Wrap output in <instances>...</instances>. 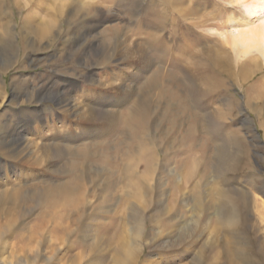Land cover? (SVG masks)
<instances>
[{
    "label": "rangeland",
    "instance_id": "374dc122",
    "mask_svg": "<svg viewBox=\"0 0 264 264\" xmlns=\"http://www.w3.org/2000/svg\"><path fill=\"white\" fill-rule=\"evenodd\" d=\"M15 1L4 0L5 7L0 6L3 12L0 23L9 27L8 34H0V128L4 129L11 120L15 122L17 117H21L22 114L25 119H28L27 117L30 119L31 114L43 112V118L38 120L36 124H31L29 133L26 135L28 139L30 138V141L36 139L35 141L39 142L38 144L40 145V142L51 141V138H57L54 137L57 134H54L53 130L61 129L60 127L63 124L72 122L75 118L73 112L66 111L65 115H63L56 103L50 100H40V97H30L32 90H35L34 92L36 93L41 89V85L48 75H51L48 78L54 75L57 80H68L76 86L70 92V95H72V102H70L72 111L74 107L76 109L85 108L84 104H86L88 106L99 107V109L101 107L103 110L110 111L108 115H113L114 113V117L118 116V118L122 116V112H128L130 108L139 103L137 101V88L142 86V84L144 85V82L155 70L159 69L163 74L174 73L171 66L172 63L176 64L178 68L180 67L182 73H186V75L191 73L190 76L192 77L193 75L196 78L199 89L204 95L207 94V106L203 109L201 107L200 109L196 108L194 102L189 101L190 99H183L182 91L177 92L182 98L180 107H177L175 102L171 105V101L166 98H162L158 104L152 105L151 111L157 116L153 115L154 117H150L146 130L147 133H145L144 137L147 141L143 142L148 148L157 150L153 154V156L155 155L154 159L156 162L151 165L149 176L144 178V171L138 161L137 154L134 155L135 161L130 162L126 160L124 162L126 171L123 172L124 180L120 182L116 180L118 177H121V174H118L121 168L120 162H118L119 164L114 163V166H110L108 162L105 163L102 159L98 161L97 158L95 164L88 165L87 167L90 170L87 168L85 171L84 183L86 186H84L85 189L83 190V198H85L83 207H81V210L78 209L76 211V215L68 213V217H65L66 220H63V226H66L69 220L67 231L70 233L67 235L60 234L63 244L55 243L53 251L46 248L47 245L53 242L52 238L48 236L45 241L46 246L41 247L42 249L37 253L39 257L33 258L35 259V264H74V259L76 262L78 257L79 259L75 264H118L116 259L123 256L122 248L124 247L123 242L125 237L122 234L123 232H127L128 229L135 227L133 214H135V217L137 215L140 220L144 219V224L139 220L140 228L143 225L141 231L142 238L136 239L137 244L142 245L140 258L143 259L146 256L148 264H154V262L156 264L157 260V264H172L169 262L170 256L172 257L177 254L172 246L177 233L174 230H176L177 225L180 223L188 222L190 224V218H192L190 211L192 203L190 204L188 200V207L185 206L184 198L188 195H185L186 193L183 194L184 196L178 194L177 187H183L186 192L191 189V185L195 179L194 177L190 179L188 175L193 170V167L190 165L193 164V161H197V158L201 157L200 149L203 144L206 141L211 142L215 137L216 141L218 139L221 141L223 139L225 141L226 139H233V142L237 144L238 148L234 149L238 151H233H235L234 154H237L240 167L234 176L235 180L233 183L225 186H231V190L234 188L233 190L244 192V198H247L250 210L253 212L257 210L255 215L251 216V213L244 217L245 221H247L244 231L250 241L251 248L255 249L257 242L264 238V223L259 219L261 214L259 206L260 204L264 205V63L262 59L257 58L259 55L253 52L246 57H240L235 50L222 43L223 39L219 35L220 32L211 28L208 31L198 29L203 19L197 18V21V19L181 17L176 12L175 6L166 5L164 0H61L65 4V15L58 22V26L56 25L53 29L50 38L37 44L33 37V29H39L42 22L47 21L52 13L55 14L56 4H58L56 1L58 0H17L19 5L14 6L13 3L15 4ZM195 1L203 0H193L194 3ZM211 1L213 4L217 1L225 7V12L221 14L220 19H212L213 23L232 20L240 21L243 19L245 11L239 3L236 5L234 0ZM134 3L137 5L132 8V4ZM20 4H23V6L20 7ZM38 5L41 6L38 7ZM33 6L34 8H32ZM211 6L214 7L213 5ZM8 9L10 10L8 11ZM204 9L205 13L201 14L207 15L208 13L207 16L211 17L210 9L207 7ZM233 12L237 13L236 16L240 15L234 17ZM152 15L162 16V19L160 18L162 21L158 26V30H156L157 34L161 36L160 40L162 42L160 45L162 48L160 47L157 53L150 51L148 54L154 59L153 63H149V59L145 58L139 64H129L134 55L128 56L125 60L121 52H115L114 49L116 48L111 49L108 55L104 56V51L101 50L103 44L109 42L110 44H114L117 38L116 35L125 31H127L128 35H131V30L136 27V23L134 27V22L141 21L142 17L153 20ZM7 22L8 24H6ZM68 26L70 32L67 36H64V31ZM151 32H153L152 29L147 30L141 37L145 38L147 33ZM22 35H28L31 41L30 47L24 50L21 49ZM74 37H79V42H71ZM210 48L216 52L219 60L218 66H215L217 71L212 68L214 65L211 63L208 54ZM254 59L258 61V64L255 61L257 64L254 63L255 67L251 64ZM5 61L11 62L12 65H8ZM204 65H207L213 74L211 78H208L210 74L207 71L203 74L207 79L202 77L201 68ZM138 68L140 69L139 71ZM134 73L138 74V77L141 75V77L138 80H132V74ZM182 73H176L179 83L185 82L183 79L185 75L182 78ZM163 82L167 84L165 79ZM105 84L107 86H114L112 90L106 89L102 92L104 86H106ZM63 89L68 90V87ZM98 89H101V92ZM86 91L90 94L94 91L97 96L101 95L103 99H110L109 105L103 107L100 104L94 105L95 100L93 99L85 100L83 96ZM118 91L126 92V97L119 106V103L116 102L118 97H121L120 95L118 96ZM201 102H203V105L206 103L205 100ZM19 113L22 114L19 115ZM153 118H156L155 121ZM37 127H40L41 134L45 133L44 136L50 133L53 134V137L46 136V138L40 137L38 139ZM173 127H175L176 131L172 130ZM168 131L173 132L170 134ZM95 139L92 138L94 140L92 143L102 142L100 137H96ZM189 139L193 142H190ZM90 141L91 139H85L80 142H74L75 146L71 143L69 145L71 150L67 151L61 159L62 162L59 161L61 163H58L60 168L57 163L54 167L47 168L48 172L50 171L53 174L50 172L49 174L46 173V179H49L51 183L63 181L64 175L69 172L68 168L72 170L73 166L71 165L81 159L79 157L81 153L76 150V147L83 142L91 143ZM220 143L218 142V144ZM109 145L111 154L115 155V152H113L114 143ZM72 146L75 148H72ZM189 148L192 150H190L189 154H185L184 151H188ZM207 151L206 153H208ZM26 157L29 156L26 154ZM18 161L14 162L5 157L4 152H0V190L10 188L9 185L5 184L6 178L9 181H13L16 178L17 174H15V171L17 170L16 165H18ZM55 167L59 170V173L58 170H55ZM4 172H8L9 177H5L3 175ZM110 172H113V176H110ZM30 174L26 176V181L22 185L24 189L28 185L39 183L41 180L36 175ZM202 175L204 178L202 180L203 185L206 186L202 185L200 187L203 211L197 222V226L191 233L192 242L186 240L183 246H181V248H193L188 252L189 255L187 254L182 258V263H190V260L194 259L193 257H195L200 246L204 242L213 240L216 235L229 236L226 232L225 234L222 233L223 231L219 227L218 229L216 227L214 230L211 224H205L204 222L207 217L206 207H204L206 199L204 189H222L220 187L222 186V179L216 178L213 170L207 169L206 172H202ZM106 177L112 181V185L110 183L109 188L104 183ZM135 177H139V179H134ZM87 178H90L89 182ZM132 180L139 181L137 188H140L141 197L139 196L138 199H134V195H132L136 193L131 186ZM215 182L217 183L215 184ZM144 185H148L153 191H142L141 188ZM154 188L156 191H154ZM173 197L176 198L175 207L171 212L166 214V207L169 209V205L173 206V203L170 201ZM137 201L144 207L140 206ZM120 206H126V208L124 207L126 211L124 212L125 209L123 207L122 209ZM129 211L131 212L130 214ZM119 215H122V217L120 218ZM76 216L79 217L77 224L74 221ZM137 217L136 219H138ZM24 221L27 222L28 220L25 219ZM170 227L173 228L170 229ZM115 229H118V231ZM159 233H162L161 238L158 237ZM105 235L108 238L110 237V239L104 237ZM117 235L118 237L120 235V238L124 237V240L121 239L122 241H120V239L114 238ZM11 238L12 236L9 237L7 235L1 239L0 264H10L11 260L15 264L32 262L33 259L29 256V253L24 255L19 252L18 254L20 255H18L13 251L15 248L11 246ZM195 240H197L198 246ZM114 241L115 243L112 244ZM5 242L8 247L5 245ZM131 243H133L132 240ZM117 245L119 250L122 249V251L120 250L121 253L119 250H116L118 248ZM9 246L12 248L14 254L11 253ZM242 247L244 249L245 245H242ZM176 249H179V247ZM90 253L92 256H90ZM9 254L12 256V259L10 256L8 257ZM115 254L119 255L114 257ZM16 255L19 257L17 258ZM2 260L3 262L6 260V262L3 263ZM194 261H198V259ZM136 264H141V262L138 263L137 261Z\"/></svg>",
    "mask_w": 264,
    "mask_h": 264
},
{
    "label": "bare ground",
    "instance_id": "6f19581e",
    "mask_svg": "<svg viewBox=\"0 0 264 264\" xmlns=\"http://www.w3.org/2000/svg\"><path fill=\"white\" fill-rule=\"evenodd\" d=\"M234 1L236 5H238L239 3L240 6L245 11L243 19H241L240 21L227 20L228 22L220 21V23H213L212 19L213 20L216 18L220 19L221 14L225 12V7L220 5L217 1L214 3L215 4L214 5L211 0L195 1V3L193 2V0H164L166 5H171V6L174 5L176 8L175 9L176 12L181 17H187V19L192 18L194 20H196L197 18L203 19V21L199 24L198 29L208 31L210 30L209 28H211L215 31L220 32L219 35L223 39L222 43L225 46L235 50L240 57H246L252 54L253 52H255L256 55H259V57L257 58L262 59L264 63V0H234ZM3 2L4 0H0V6L2 5L5 7V4ZM56 2L58 4H56L57 5L56 8L54 5L55 14L52 13L47 21L42 22L41 27L39 29L38 28L33 29L34 30L33 37L37 44L42 43L44 40L50 38L53 29L56 27V25L58 26V22L61 21L62 17L65 15V9H66L65 4L61 0H58ZM13 5L14 6L19 5L17 0L15 1V4L13 3ZM132 5L133 8L136 7L137 4L134 3ZM211 5H213L214 7H212ZM22 6L23 4H20V7ZM40 6L41 5H38V7ZM206 7L210 9L209 12L211 14V17L207 16L208 13L207 15L201 14V13H205L204 8ZM32 8H34V6ZM9 10L10 9H8V11ZM2 14L3 12L0 8V22H1ZM232 14L234 17H238L240 15L238 14V16H236L237 15L236 12H233ZM161 17L152 15L153 20L142 17L141 21L134 22V27H135V23H136V27L135 29L131 30V35L130 34L128 35L127 31L122 32L119 35L118 34L116 35L117 38L114 41V44H110L109 42L102 45L101 50L104 51L103 52L104 56L108 55L111 49L116 48L114 49L115 52L116 51L121 52L124 55L125 60L128 58V56L134 55L133 59L129 62V64H133V63L139 64L145 58L149 59V63H153L154 59L151 58L152 56L148 54L150 51H154L157 53L161 47L160 45L162 42L160 40L161 36L158 35L156 32V30H158L159 24L162 21L160 20ZM6 24H8V22ZM94 27L96 26L94 25ZM151 29L153 30V32L147 33V36L145 38L141 37L143 33ZM8 31H9V27L5 24L0 23V34L4 33V35H6L8 34ZM69 32H70V28L68 26L67 29L64 31V36H67ZM79 39H80L79 37L78 38L74 37L73 41L71 42L73 43L76 41L79 42ZM21 42H22L21 43L22 50L27 49L31 45V41L28 35H22ZM208 54L211 63L214 65V67H212L213 70L217 71L215 66L216 67L218 66L219 60L216 52L214 50H211L210 48ZM158 55H160V53H158ZM255 61H257V59L252 60L251 63L252 65H254V67L258 64V61L257 64L255 63ZM6 63H8V65H12L11 62L9 61ZM171 66L174 73L163 74L160 72L159 69H157L146 80V82H144V85L142 84V86L137 88L138 89L137 101H139V103L133 108H130L128 112L126 113L122 112V116L120 118H118V116L114 117V113L113 115L111 114L108 115L110 111L103 110L101 107L99 109V107H93L91 105L88 106L86 104H84L85 108L76 109L74 107L72 111V106L70 105L71 104L70 102H72V95H70V92H72L74 88H76V86L74 84H71V82H69L68 80H57L54 75L50 78H48V76L51 75L47 76V79L41 85V89L38 92L35 93L34 92L35 90L34 91L32 90V92L30 93V97L35 96L37 98L40 97L39 98L40 100H50L56 103L57 106H59L60 108L59 110L61 114L65 115L66 111L68 112L70 111L74 113L75 118L72 120V122H69V124L68 123L63 124L61 127L57 125L61 128L58 130H53L54 134H57L54 137L57 138H53V139L51 138V141L47 140L46 142H40L41 143L40 145L38 144L39 142L35 141L36 140L35 138H34L35 140L32 139L30 141V138L28 139L26 135L29 133L30 125L36 124L38 120L43 118V112L37 114L35 113L31 114L30 119L29 117H27L29 120L25 119L22 113H19V115L22 114V116L17 117L15 122H13L14 120L13 121L11 120L10 123L6 127H4V129L0 128V152H4L5 157L11 159L14 162L20 160L18 161V165H16L17 167V170L15 171V174H17L16 178L13 181H9V179L6 178L7 180L5 184L9 185L10 188H5L0 190V242L1 239L5 238L7 235L9 237L12 236L11 238L12 245L10 244L11 243L10 241H9L10 243L9 242L8 243L15 248L13 251H15V253L17 254L20 252L24 255L29 253L30 254L29 256H31L32 259L39 257L37 253L40 249H42L41 247L46 246L45 241L48 236L52 238L53 242L50 243V245H47L46 247L47 249H51L53 251L54 250L53 245L55 243L63 244V239L61 238L62 237L61 235H67L68 233H70L67 231L69 220L67 221L66 226H63V220L65 219V217L66 218L68 217L67 216L68 213L74 215L75 213H77L76 211H78V209L81 210V207H83L85 200V198H83V194H84L83 190L85 189L84 186H86L84 183L86 176L85 171L88 168L87 167L88 165L95 164L97 158L98 161L102 159L103 162L105 163L108 162L110 166H114V163L119 164L118 162H120L121 168L118 174H121V177H118L116 179L119 182L121 180H124L123 172L126 171L124 162H126V160L127 161L129 160L130 162L135 161L136 160V158L134 157L135 154H137L138 161L143 168L144 178L150 175L149 174L150 167L154 162H156V160L154 159L155 155L153 156V154L157 150L155 151L152 148H148L143 142L147 141L145 140L144 137H145V133H147L146 130L148 128L150 117L153 115L157 116L151 111L152 105L158 104V102H160L162 98L163 99L166 98L167 100L171 101V105L173 104V102H175V105L177 107H180L182 98L178 95L177 92L182 91L183 99L186 98V99H190L189 101H193L196 108L200 109L201 107L203 109L204 107L206 108L207 106L206 105L207 94L204 95V93L199 89L196 78L193 77V75L192 78L190 76L191 73L189 75H186V73L185 74L182 73L180 67L178 68V66L174 63H172ZM139 70L140 69L138 68V71ZM201 71H202V77L204 79H207L203 75L205 71H207V73L210 74L208 78H211L213 76L207 65H204L201 68ZM135 72L137 71L135 70ZM177 72L182 73V78L185 75L183 78L185 82L179 83V80L176 78ZM138 76L139 75L138 74L136 75V73L132 74V80L134 81L136 79L138 80L141 77V75L140 77ZM194 78L196 81L194 80ZM164 79L166 80L167 84H164L163 82ZM109 86L110 85L104 86L102 92H104L106 89L112 90V87L114 85L110 87ZM65 87H68V90L63 89ZM98 90H100L101 92V89ZM118 93H119L118 96L119 95L121 96L118 97V100L116 101L117 103H119L118 104L119 106L125 99L126 92L118 91ZM96 96L97 95L95 94L94 91L92 94L86 91L83 97L85 98V100L87 99L95 100L94 105L100 104V106L103 107H105V105H109L110 99L109 100L107 98L103 99L101 95H98L97 97ZM203 100H205L206 102L204 105L202 104L203 102H201ZM203 115L205 116L204 113ZM155 119L156 118H153L154 121ZM39 128L38 127L36 128L38 139L40 137L46 138V136L53 137V134L50 133L49 135L44 136L45 133L41 134L40 131L41 129L39 130ZM172 130L176 131L175 127H173ZM172 132H170V134ZM96 137H100L102 139V142L92 143L94 141L92 140V138L95 139ZM85 139H91L90 141L91 143L83 142L80 143L81 145H78L76 147L77 148L76 150H78L81 153V156H79L81 157V159L75 161V163L71 165L73 166L72 170L68 168L69 172L64 175V180L51 183L49 179H46L47 178V176H45L46 173L49 174L50 172V171L48 172L47 168H50L52 166L54 167L56 163L58 164L62 162L61 159L63 158V156L66 154L67 151L71 150L69 145H71V143H73L74 145L75 144L74 142H80ZM189 141L191 142L192 140L189 139ZM217 141H216V137L215 139L211 140L212 143L206 141L200 149L201 157L197 158V161H193V164L190 165L193 167V170L190 171L188 175L190 176V179L193 177L195 179L194 183L191 185V189L186 192V190L183 187L182 188L181 186L177 187L178 194L184 196L183 194L186 193L185 195H188L186 196L187 198L185 197L186 199L184 198L185 201L184 203H186L185 206L188 207V204L192 203L190 209L192 213L191 214L192 218H190L191 219L190 224L188 222L180 223L177 225L176 230H174V232L177 233L175 235L176 238L174 239L172 246L174 250L177 252V254L173 255L172 257L170 256L169 262L172 264H200V262H202V264H264V238L257 242L255 249H252L250 246V241L247 238V234L244 231V227L246 226L247 223L244 217L250 215L251 213H252L251 216L255 215V212L257 210H255V212L250 210L248 200L247 198H244V192H241L240 190H233L234 188H232L231 190L230 189L231 186H225V185H231L233 183V181L235 180L234 176L236 175L240 167L237 154L236 153H235L236 155L234 154V152L238 148L237 144L233 142V139H226V141L225 139H223L222 141L219 140L218 142H221L220 144H218ZM113 143H114L113 152H115V155L113 153L111 154L110 151L109 144H113ZM74 146H72V148ZM190 150L192 149L189 148V150L184 151V153L189 154ZM206 150H208L207 151L208 153H206ZM71 152H75V151H71ZM26 154L29 157H26ZM118 159H120V161H118ZM190 163L192 162L190 161ZM207 169L210 171L213 170V172L216 174V178L222 179L221 181L222 186H220L222 187V189L221 188L220 190H211L209 188L204 189V193L206 195L204 207H206V212H207V217L204 222L205 224L206 223L211 224L214 230L216 227L217 229L219 227L220 230L223 231L222 233L225 234L226 232L227 235L229 234V236L216 235L213 240H210L209 242H204L202 246L199 245L200 248L198 249L195 257H193L194 259L190 260V263H182L181 262L182 258H184L188 254V252H190V250L193 249L190 247L189 249L188 247L181 248V246H183L186 240L192 242L193 238H191V233L193 232V229L197 226V222L199 221V218L202 215L203 205H202L200 187H202L203 185L202 180L204 178L203 175L201 176V174L202 172L204 173V171L206 172ZM55 170L57 171L58 169H56L55 167ZM30 173H32V175H36L37 178L41 180L39 181V183H36L35 185H28L27 188L24 189L22 185H24V182L26 181L25 180L26 176L31 175ZM3 175L5 177H9L8 172H4ZM110 176H113V172H110ZM134 179H139V177H135ZM111 182H112L111 179H108L106 177V181L104 182L105 186L109 188ZM138 182L139 181L132 180V184H131V186L134 188L136 192L132 194L134 195L133 196L134 199L135 198L138 199L139 196L141 197L140 188L139 187L137 188V185L139 186ZM216 183L217 182H215V184ZM141 189L142 191L144 190L145 192L153 191L148 185L142 186ZM106 190L109 191L108 189ZM154 191H156L155 188ZM175 200H176L175 197L171 198L170 201L173 203V206L169 205L170 208L168 209V207H166L167 210L164 208L166 210V214L174 209ZM138 204L140 205L141 203L138 202ZM120 207L126 208V206H120ZM259 208H260L259 211H261L259 219L261 220L262 223H264V205L260 204ZM125 211L126 209L124 210V212ZM132 211L134 212V210ZM130 213L131 212L129 211V214ZM122 215H119L120 218L122 217ZM133 215L132 217L135 222V227L132 229H128L127 232H123L122 235H124L125 240L123 239L124 237L120 238L121 237L120 235L119 237L118 235L117 237L114 236V238H117V240L119 239L120 241H122L121 239L124 240L123 242L124 247L122 248L123 256L122 257L120 256L121 258L118 257L119 259L115 258L118 264H136L137 261L138 263L141 262V264H146V262L148 264V260H147L148 258L146 259V256L143 259L140 258L142 252L141 249L142 245L140 246L137 244L138 242H136L137 238H142L141 231L143 225L140 228L139 225L140 219L137 217V215L136 217L138 219H136L135 214ZM129 218L127 219L129 220ZM193 218H195V220H193ZM25 219H27L28 221L25 222L24 221ZM74 221L76 222L75 224H77L79 222V217L76 216ZM211 221L213 222L210 223ZM140 222L144 224V219L140 220ZM172 228L170 227V229ZM116 231H118V229ZM170 232L172 233V231ZM159 234L160 235H158V237L161 238L162 233ZM104 237H106V235ZM108 239H110V237ZM131 240L133 241V243H131ZM109 242H111V240H109ZM113 243H115V241L112 242V244ZM195 243L198 246L197 240H195ZM242 245H245L244 249ZM175 247L176 248L179 247V249H176ZM115 248H114L115 252L116 250H119V247L116 250ZM10 249H11V253H13L11 247ZM122 249L120 250L122 251ZM4 250H6V248H4ZM31 254L33 255V257ZM116 255L117 254L113 256L116 257ZM9 256L10 254L8 255V257ZM16 256L14 257L16 258ZM90 256H92V254ZM11 257L12 256H10V258ZM18 257L19 256H17V258ZM31 258L29 257V259ZM78 259H76V262L74 259L73 263L74 264L77 263ZM196 259H198V261H194ZM29 262L27 264H35V259L32 260L33 263L32 262L29 263ZM12 263L15 264L13 260H11L10 264ZM24 263L25 262H23V264Z\"/></svg>",
    "mask_w": 264,
    "mask_h": 264
}]
</instances>
